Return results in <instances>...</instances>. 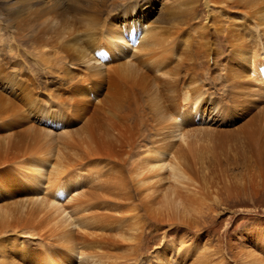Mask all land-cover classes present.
Instances as JSON below:
<instances>
[{"label": "rangeland", "instance_id": "1", "mask_svg": "<svg viewBox=\"0 0 264 264\" xmlns=\"http://www.w3.org/2000/svg\"><path fill=\"white\" fill-rule=\"evenodd\" d=\"M2 1L0 0V8L3 6ZM133 1L139 4L138 8L146 6L145 3H151V13L141 20L139 18L143 15L141 11L138 12L139 14L127 11L121 14L119 19L118 8L116 11L107 13L106 17L101 20V32L102 23H110L109 30L116 36L115 40L109 39L105 44L127 50V52L113 57L112 61H106L100 57L97 58V61H95L96 58L92 59L94 55H102V52L100 54L92 52L96 42L102 43L101 35L99 38L94 37L87 45L85 40L80 37L79 47L80 49L81 46L85 47V51L89 54L88 61L83 64L71 62L72 64L69 66L59 61L57 48L63 42L60 41L62 38L68 34H76L84 38L82 31L85 26L75 18H70L59 26L55 25L54 28L52 27L54 22L43 21L46 27L43 28V32L41 31L44 33L41 34L42 38L46 31L49 33L48 37H44L48 40L45 44L51 45L54 42L52 43L54 49L48 45L49 49L45 48L44 53L33 49L41 43L40 39L31 42L32 44L26 43L21 38L14 40L11 34L9 35L8 31L0 25V59L3 62L2 69L4 71L3 75H0V98L2 100L5 98L0 104V148L3 147L2 145L7 148L5 141L15 140L16 134L19 136L26 131L25 134L30 133L29 136H31L26 139L25 149L23 151L18 149L15 152V155L21 158L20 161H23L22 167L25 169L27 166L29 167L26 169L27 180L23 177L24 180L20 183L22 187L9 188V174L0 179L1 189L6 186V192L0 190V242L14 243L5 252H9L10 256L16 259L15 264H45L42 260L43 248L41 244L35 237L26 234L25 231L22 232V229L33 228V221L36 218L44 231L53 230L59 220L54 216L57 213L55 207H62V204L68 206L69 204L72 206L71 210L76 208V211H73L77 213H72L77 215H74L77 220L71 221L75 223L76 228L78 227L76 223L82 219L84 226L91 231L88 230V233H101V238L98 236V241L97 238L91 237L92 240L84 243L85 246L83 245L82 248L85 251L84 258L79 255L81 249L78 244L79 250L77 248L75 252L65 248L63 253H59L57 256L53 255L55 259L51 264H244V262L245 264H264V159L261 164L257 165L253 163L252 159H247L242 148L236 144L231 145L230 141L222 144L213 133L210 134L209 131H206L209 128L216 130L222 128L226 129L225 131H231L229 129L236 127L242 121L237 116L229 115L231 104L228 97L229 92L225 90L228 85L225 80L230 78L231 73L243 72L242 67L246 66V62L239 60L237 55H242L241 58H247L249 55V58H252L264 48V32L262 31L264 30V24L262 25L264 23L262 21L264 20V1L233 0V2L231 0L232 2H229L230 0H228V8L233 4L232 9L229 8L230 11L229 9L224 11L218 7L215 8V5L212 7L209 5V8H206V0H197V11L192 5L195 0H171L172 4L166 3V0ZM237 2L242 3L238 4ZM164 3L169 6L168 10L173 9L177 17L181 16L183 20L186 19L187 24L179 22L175 16L180 28L166 26L169 27L170 32H174L176 28L179 29L176 33L174 32V36L168 41L166 40L164 45L160 46L158 44L159 36L163 32L161 20L166 12L163 10ZM55 7L53 13L59 14V7H65L63 0H55ZM237 9L239 10L237 11ZM242 10L244 11L241 12ZM128 12L130 15L127 14ZM213 13L218 14V17ZM257 13H261V16ZM209 15H212L213 19L209 18ZM253 16H257L259 19ZM117 17L120 23L113 29ZM222 17L225 20H222L224 19ZM158 19L161 25H156ZM260 19L261 23L258 22ZM218 20L219 22L216 23ZM142 21L147 27L153 26L152 31H154V36L157 34V42L148 44L144 34L137 36L135 33L128 35L121 33L123 29H127L128 25L134 24L141 29ZM220 22L222 23L218 24ZM259 23L262 27L257 28ZM229 24L230 27H228ZM232 27L240 33L237 34L242 39L227 34L228 28ZM65 28H69V30L67 29L69 33ZM39 29L42 30L40 27ZM164 32L163 34H165ZM207 37H209V41H207ZM227 37H231L233 40L238 39V44L234 43L233 46L231 43L229 45ZM95 39L96 42H94ZM120 40L122 41L120 42ZM203 42L208 45L204 46ZM91 44L92 48L90 49ZM141 49L142 51H140ZM209 49L211 50L210 58L207 57ZM242 51L244 52L242 53ZM69 53L72 54V52ZM145 58L151 59L148 61ZM158 59H162L163 62L158 64L162 69L158 68L157 70L153 68V63L157 64ZM108 70L116 72L119 76L127 72L133 78L136 74L147 71L144 72L145 74L143 73L147 77L140 81V83L142 82L141 86L129 89L126 96L130 102H126V105L130 109L132 108L133 120L136 121V127L138 126L137 128L140 130L139 133L136 132L135 140L137 142L129 144L124 147L125 149L122 148L118 153L116 152L114 157L116 159L111 165L106 160L96 158L89 160L85 166H74L76 169L73 167L72 169L70 163L73 164L77 161L76 148H78V144L74 143L85 138L83 131H87L90 126L87 119L91 120L92 118L91 122H97L102 117L109 123L106 120L108 115L103 109H100L102 99L107 95L105 90L108 85H105L101 93L94 82L86 80L85 77L89 75L92 76L91 79H94L96 75L102 77L105 72H107L105 75L108 76ZM258 71L263 75L260 67ZM104 76V80H107ZM82 78L86 80L85 84L84 81H81ZM192 78L196 79L192 80ZM26 83L31 89L26 88V92H30V97L22 95L21 92L24 87L20 86H24ZM210 89L212 93H210ZM77 90L78 92H76ZM82 94L89 99V103L83 112L80 111L81 115H74L70 112V108L73 107L75 98ZM259 100L263 101L261 98ZM137 104L139 106H136ZM185 111L190 114V119L187 118L188 115L185 116V120L189 123L183 125L185 127H182L180 131L181 133L185 132L183 134L186 137L185 135L184 137L187 138L193 152L189 153L185 162L180 163L179 167L177 166L178 168L174 170V163L180 151L177 146H180L182 141L179 132L176 138L171 140L172 148L162 157H157L153 161V165L164 168L162 173L156 177V180L161 179L160 183L154 179L155 181H150V183H146L147 185H142L139 182L137 184L136 182L141 177L134 175L133 167L137 158L139 160L144 156L146 148L153 145L151 141L157 139L152 135L154 134L152 126L160 128L159 125L162 124L161 126L165 128L167 122L178 123L182 121L181 116L186 114ZM251 114L256 116L254 121L260 125H255V127L264 137V103H258ZM245 115L244 121L249 117L247 113ZM106 122L103 123V127L108 125ZM143 123L146 125L144 126ZM167 130L162 129L161 133L164 137L160 135L157 139L159 142L167 141L165 136L170 134ZM65 134L70 137L66 142L63 141ZM185 147L186 145L183 149ZM183 152L186 153L184 150ZM215 159L216 161H214ZM4 165L6 164H2L0 161V169ZM7 165L9 166V164ZM57 165L68 168V171L72 169V172L87 166L93 176L86 175L88 178L85 180L86 182L82 181L78 186L75 179L71 180L69 184L73 187L76 186V190L61 195L60 202H58L52 197L54 195V188L51 187L53 174L50 175ZM102 165L104 166L102 167ZM112 165L117 172L112 173L114 170L112 172L109 170ZM17 171L13 172L14 180L17 177L19 180L21 176V173H17ZM68 171L66 169L64 172L68 173ZM54 173L56 174V172ZM109 174L111 179H109ZM113 176H116V180L118 178V183L114 181ZM56 179L60 178L55 176L53 180L57 181ZM103 179L107 180L103 181V184L106 183L105 186H102ZM110 180L113 181L110 182ZM108 182L110 184H107ZM111 183H115L112 185L113 187L110 186ZM108 188L111 193L108 192ZM83 192H86V196L87 193H91L90 199L93 198L94 201L92 199L86 201L82 196L78 198L81 202L74 205H70L71 202L68 203L71 201L70 198ZM120 193L122 195L118 196V199L116 194L120 195ZM141 193L144 198L139 195ZM101 198L108 201L104 199V202H107L103 203ZM69 211L67 207L65 212ZM99 212H102L101 216L98 215ZM104 214L106 218L102 219ZM52 218L55 220L52 221ZM41 220L45 222H41ZM48 223L53 225L48 226ZM103 228L105 229L103 230ZM101 239L102 241H100ZM102 242L106 244H102ZM36 256L37 258H35Z\"/></svg>", "mask_w": 264, "mask_h": 264}, {"label": "bare ground", "instance_id": "2", "mask_svg": "<svg viewBox=\"0 0 264 264\" xmlns=\"http://www.w3.org/2000/svg\"><path fill=\"white\" fill-rule=\"evenodd\" d=\"M133 0H63V3L65 5V7H59L60 9V13L59 14H54L53 10L56 9L55 7V0H3L2 4L3 6H1L0 8V25H2L4 27V29L6 31H8L9 35L11 34V37H13L14 40H19V38L25 40V42L27 43H31L37 40H41V43L36 47L33 48L35 50L40 51L39 53H44V49L48 48L50 44H45L48 40H46L45 38L48 37L47 35L49 33H45V36H41V31H44V27H46L44 25V20L45 21H52L54 22V24H52V27L54 28L55 25L59 26L61 24H63L65 21L70 20L71 19H77L79 22H82V24L85 26L84 30L82 31L83 36H78L76 34H68L66 37L62 38L63 41L60 44V47H58V51H59V61L62 64H66L69 66V64H72L71 62H79L80 64H83L85 61H88L87 56L89 55L86 51H85V47L81 46L80 49V37H82V40H85L86 45L94 38L97 37L99 38L100 35L102 37V43H97L96 39L94 42H96L93 47L95 46V48L93 49L92 52L94 53H98L100 54V52H102V55H94L92 56V59L95 61H97L98 57H100L103 60L106 61H112L113 57L118 56L120 53L123 52H127L126 49H120V48H115V47H111L105 44V42H107L109 39H114L116 38V36L114 34H112L109 30V26L110 23L105 24L102 23V32H101V28H100V24H101V20L103 18H105L107 13H110L111 11H116L119 8V12H118V16L120 19L121 14L130 11L132 14H139L138 12L141 11L143 13V15L141 17H139L141 20L144 19L147 15H149L151 13L152 10V5L151 3H145L146 6L143 5L142 8H138L137 6H139L138 3H136V1ZM186 1V0H185ZM233 1V0H232ZM231 0L229 2H232ZM246 1V0H243ZM242 1V2H243ZM251 1V0H250ZM264 1V0H263ZM166 3L170 2L171 0H166ZM188 2V1H187ZM197 0H195V2L192 4L194 9L197 11V5H196ZM228 0H206L205 2V6L206 8H209V5L212 6H216L215 8H219L221 10L225 9H229L232 6H230L228 8ZM234 2V1H233ZM240 2V3H242ZM1 3V2H0ZM164 3L163 6V10L166 11L164 12V17L162 18V25L160 20L158 19V21L156 22V25H161L162 26V30L164 32L163 34H160L159 36V45H164V43L166 42V40L168 41L172 36H174V34L176 33V31L180 28L179 24L176 21L175 13L173 12V9L168 10L169 6H167V4ZM173 3V2H172ZM171 3V4H172ZM182 3V2H181ZM238 3V2H237ZM238 3V4H240ZM245 3V2H243ZM248 3V2H247ZM138 4V5H137ZM236 4V2H235ZM242 5V4H241ZM245 4H243L244 6ZM250 5V4H249ZM235 6V5H234ZM240 6V5H239ZM246 6V5H245ZM253 6V5H252ZM251 6V7H252ZM238 7V6H237ZM236 7V8H237ZM250 7V6H249ZM250 7V8H251ZM213 8V9H215ZM234 8V7H233ZM239 8V7H238ZM260 8V7H259ZM178 9H181L178 7ZM218 9V10H219ZM244 9V8H243ZM168 10V11H167ZM187 10V9H186ZM185 10V11H186ZM217 10V11H218ZM234 10V9H233ZM236 10V9H235ZM234 10V11H235ZM239 9H237L238 11ZM261 10V9H260ZM162 11V9H161ZM181 11V10H180ZM183 11V10H182ZM220 11V10H219ZM228 11V10H227ZM230 11V9H229ZM244 10H242L241 12H243ZM249 11V10H248ZM247 11V12H248ZM258 12H263V11H259ZM130 12H128L127 14L130 15ZM3 13V14H2ZM180 13V12H179ZM228 13V12H225ZM246 13V12H245ZM256 13V12H255ZM261 13H257L260 14ZM161 14V13H160ZM181 14V13H180ZM214 16H217L216 13H213ZM247 14V13H246ZM184 15V14H181ZM220 15V13H219ZM253 15H255L253 13ZM110 16V15H109ZM113 16V15H112ZM110 16V17H112ZM128 16V15H127ZM258 16V15H257ZM255 18H258V17ZM177 17V16H176ZM218 17V16H217ZM220 17V16H219ZM263 17V15H262ZM209 18L213 19L212 15H209ZM224 18V17H222ZM227 18V17H226ZM118 17L116 19V23L114 24V28L115 26L120 23L118 22ZM178 21L183 23L186 22V19L183 20V17L178 16L177 17ZM215 20L217 18H214ZM219 19V18H218ZM259 19V18H258ZM183 20V21H182ZM222 20H225L222 19ZM227 20V19H226ZM122 21V19H121ZM221 21V20H220ZM264 22V20H262ZM261 19L258 20V22H262ZM214 22V20H213ZM219 22L216 21V23ZM257 22V23H258ZM222 22L218 23L221 24ZM225 23V22H224ZM258 24L257 28L260 26L262 27V25L264 23ZM232 24V23H230ZM230 24L228 25V27H230ZM155 25V24H154ZM223 25V24H222ZM255 25V24H254ZM64 26V25H63ZM166 26H170V27H179L178 29L176 28V30H174V32H170L169 27ZM221 26V25H220ZM224 26V25H223ZM42 28L41 29H39ZM127 29H123L121 31L122 34L124 35H128V34H132L135 33L137 36L139 34H144L145 38H146V42L151 43V42H157V34H155L154 36V31L153 30V26L147 27L146 24L143 23L140 25V28H137V25H128L126 26ZM216 27V26H215ZM155 28V27H154ZM220 27L218 26V29ZM223 28V27H221ZM243 28V27H242ZM47 29V28H46ZM69 30V28H67ZM67 29L65 28L66 32ZM112 29V30H113ZM216 30V28H214ZM227 29V26H226ZM237 29V28H236ZM220 30V29H219ZM218 31V30H216ZM226 31V30H224ZM259 31V30H258ZM264 32V30H262ZM69 33V32H67ZM237 33V32L233 27L230 29L228 28L227 34H229L230 36L236 37L238 39H242ZM208 34V33H207ZM240 34V33H239ZM262 34V32H261ZM53 35V32H52ZM209 35V34H208ZM51 36V35H49ZM142 36V35H141ZM197 36V35H196ZM261 36V35H260ZM45 37V38H44ZM52 37V36H51ZM118 37V36H117ZM123 37V36H122ZM144 37V36H143ZM203 37V36H202ZM52 38H55L54 36ZM209 37H207V41ZM212 38V37H210ZM259 38V37H258ZM257 38V39H258ZM262 38V37H261ZM48 39V38H47ZM50 39V37H49ZM101 39V38H100ZM121 39V38H120ZM140 39V38H139ZM205 39V36H204ZM228 39V43L229 45L232 43L234 46V43L237 45L238 44V39L233 40L231 37H227ZM22 40V41H23ZM142 40V39H140ZM212 40V39H211ZM210 40V41H211ZM56 41V40H54ZM122 40H120L121 42ZM52 42V41H51ZM58 42V40H57ZM172 42V41H171ZM205 42V41H204ZM205 45H208V43H204ZM54 43V42H52ZM51 43V47L52 49H54V45ZM83 43V42H82ZM93 43V42H91ZM143 43V42H142ZM210 43V42H209ZM213 43V42H212ZM32 44V43H31ZM84 45V44H83ZM141 45V44H140ZM172 45V44H171ZM213 45V44H212ZM261 45V44H260ZM139 46V45H138ZM142 47H144L143 45H141ZM232 46V45H231ZM232 46V47H233ZM135 47V46H134ZM133 47V48H134ZM174 47V46H173ZM87 48V46H86ZM92 48V44L90 49ZM141 48V47H140ZM146 48V47H144ZM207 48V47H206ZM242 49V48H241ZM245 50V48H243ZM146 50V49H145ZM199 50V49H197ZM235 50V49H234ZM237 50V48H236ZM56 51V50H55ZM89 51V50H88ZM142 51V49L140 50ZM140 51H139V55H140ZM152 51V50H151ZM232 51V50H230ZM239 51V50H238ZM69 52H72L69 53ZM197 52V51H196ZM199 52V51H198ZM211 50H207V57H209ZM237 52V51H236ZM244 51H242L243 53ZM46 53V52H45ZM77 53V54H75ZM149 53V52H148ZM153 53V52H152ZM238 53V52H237ZM236 53V54H237ZM249 53V52H248ZM239 54L240 51H239ZM246 54V53H245ZM138 55V56H139ZM147 55V54H146ZM203 55V54H202ZM255 55V54H254ZM91 56V55H90ZM239 56V60H241L242 62H246V66H243V72L241 71H237L236 73H231L230 78L228 77L225 80V83L228 84L227 88L225 89L226 91L229 92L228 97L230 99V104L231 106L229 107V115L231 117H239L240 119H242L241 122H239V124L234 127L231 128L229 130L231 131H225L226 129H213V128H209L206 131H209L210 134L213 133L215 135V137L220 140L222 142V144H225V142L230 141L231 145L232 144H236L239 148H242L245 153L244 155H247V159H252L255 164H261L264 157V137L260 134V132L256 129L255 125H260L257 124L254 121V118L256 117L255 115H252V111L253 108L258 106V103H264V48L262 49L261 52L257 53L255 56H253L252 54V58H249V55L247 58H241L240 56L242 55H237ZM245 56V55H244ZM58 57V56H55ZM132 57V56H131ZM140 57V56H139ZM144 57V56H143ZM147 57V56H146ZM152 57V56H151ZM130 58V57H129ZM189 58V57H188ZM210 58V57H209ZM138 59V58H137ZM136 59V61H137ZM142 59V58H141ZM146 59V58H145ZM151 59V58H150ZM149 59V60H150ZM190 59V58H189ZM56 60V59H55ZM148 60V59H146ZM148 60V61H149ZM142 61V60H141ZM139 61V62H141ZM58 62V63H60ZM128 62V61H127ZM134 62V61H133ZM152 62V61H151ZM155 62V61H154ZM163 62L162 59H158L157 64L153 63V68L157 69L161 68L159 67L160 65H158L159 63ZM2 60L0 59V75H3V65H2ZM56 63V62H55ZM106 63V62H105ZM113 63V62H112ZM131 63V62H130ZM114 64V63H113ZM116 64V63H115ZM208 64V63H207ZM59 65V64H58ZM106 65V64H105ZM162 65V64H161ZM62 66V65H61ZM71 66V65H70ZM107 66V65H106ZM152 67V66H151ZM163 67V66H162ZM260 67V70L263 72L262 74H259L260 72L258 71ZM125 68L126 65H125ZM68 69V68H67ZM107 69V68H106ZM124 69V68H123ZM140 69V68H139ZM162 69V68H161ZM63 70V69H61ZM88 70V69H87ZM105 70V69H104ZM117 70V69H116ZM125 70V69H124ZM123 70V71H124ZM130 70V69H128ZM147 70V69H146ZM145 70V71H146ZM239 70V69H238ZM65 71V70H64ZM63 71V72H64ZM94 71V70H93ZM92 71V72H93ZM109 71V70H108ZM136 71V70H134ZM138 71V70H137ZM144 71V72H145ZM155 71V70H154ZM161 72V70H159ZM158 71V72H159ZM130 72V71H129ZM133 72V71H132ZM131 72V73H132ZM143 72V73H144ZM147 72V71H146ZM156 72V71H155ZM154 72V73H155ZM192 72V71H191ZM89 73V72H88ZM98 73V72H97ZM103 73V72H102ZM107 72H105L106 74ZM143 73H139L136 74V76L130 77L129 74L126 72L125 74H121L120 76L115 72H110L109 71V75L106 76L107 80L103 78V76H93L94 79L91 77L92 76H87L85 79L86 80H90L92 82H94V84L96 85L97 88H99V90L102 91L105 88V85H108V88H106L107 90H105V92H107V95L105 98L102 99V104L100 106V109L108 115L107 119L109 121L106 122L105 119H103L102 117H100V120H97V122L93 121L91 122V120L87 119L88 124L90 125L88 127L87 131H83L85 133V138L81 139L77 142H75L74 144H78V148H76V157H77V161L70 163L71 168H75L76 166H82V165H86L87 162L91 159H96V158H101L102 160H106V162H108L109 165L112 164L113 161H115L116 158V152L118 153V151L120 152L122 148L129 146V144H133L136 143L137 141L135 140V136H136V132L139 133L140 130L136 127V121L133 120L134 115H132V111L130 109L129 106L126 105V102H129L128 99H126V96L128 95V90L135 88L136 87H140L142 82L140 83V81H142L144 79V74ZM82 74V73H81ZM93 74V73H92ZM120 74V73H119ZM163 74V73H162ZM100 75V74H99ZM155 75V74H154ZM104 76V77H105ZM79 77V76H77ZM147 77V76H146ZM145 77V78H146ZM156 77V76H155ZM174 77V76H173ZM66 78V77H65ZM11 80V77L9 78ZM81 79V78H80ZM85 79L82 78L81 81H84L85 84ZM137 80V81H133V80ZM196 79V78H192ZM28 80V79H27ZM26 80V81H27ZM1 81V79H0ZM5 82V81H4ZM28 82V81H27ZM88 82V81H87ZM155 82V81H153ZM189 82V81H188ZM3 83V81H2ZM8 83V82H7ZM82 83V82H81ZM144 83V82H143ZM87 84V83H86ZM172 86V85H171ZM20 87H24L21 92L22 95L28 96L30 97V92L27 91L26 92V88L30 89V86L26 83L24 86H20ZM107 87V86H106ZM195 87V86H194ZM202 89V88H201ZM31 90V89H30ZM147 90V89H146ZM154 90V89H153ZM193 90V89H192ZM33 91V90H32ZM135 91V90H134ZM191 91V90H190ZM204 91V90H203ZM208 91V90H207ZM211 91V89L209 90ZM78 92V90L76 91ZM144 92V91H143ZM196 92V91H195ZM149 93V92H148ZM193 93V92H192ZM212 93V91L210 92ZM133 94V93H132ZM146 94V93H145ZM214 94V93H213ZM72 95V94H71ZM103 95V94H102ZM105 95V94H104ZM209 95V94H208ZM134 96V95H133ZM199 96V95H198ZM197 96V97H198ZM88 97V96H87ZM102 97V96H101ZM148 97V96H147ZM152 97V96H151ZM217 97V96H216ZM219 97V96H218ZM160 98V97H159ZM193 98V97H192ZM191 98V100H192ZM261 98V100H263L262 102L259 100ZM74 99V98H73ZM167 99V98H166ZM194 99V98H193ZM196 99V98H195ZM198 99V98H197ZM257 99V100H256ZM5 100V98H3V100L0 98V104H2V102ZM89 99H87L85 96L79 95V97L75 98V100L73 101L74 105H72L73 107L70 108V112H72L74 115H81L80 111L82 110V112L84 111V108L86 107V105H88ZM201 100V99H200ZM98 101V99H97ZM155 101V100H154ZM194 101V100H193ZM153 102V100H152ZM192 102V101H191ZM197 102V101H196ZM7 103V102H6ZM5 103V104H6ZM21 103V102H20ZM130 103V102H129ZM151 103V102H150ZM222 103V102H221ZM99 104V103H98ZM139 104V103H138ZM136 106H139V105ZM141 104V103H140ZM189 104V103H188ZM197 104V103H196ZM105 105V106H104ZM133 105V104H132ZM210 105V104H209ZM97 106V105H96ZM153 106V105H152ZM196 106V105H195ZM211 106V105H210ZM213 106V105H212ZM226 106V105H225ZM135 107V106H134ZM141 107V105H140ZM1 108V106H0ZM99 108V107H97ZM142 108V107H141ZM197 108V106H196ZM136 109V108H135ZM69 110V109H68ZM95 110V109H94ZM139 110V109H137ZM194 110V109H193ZM180 111V110H179ZM188 111V108H187ZM192 111V110H191ZM94 112V111H93ZM136 112V111H135ZM138 113V111H137ZM140 113V112H139ZM152 113V112H151ZM186 114H182L181 119L182 121H179L178 123H173L172 121L167 122L166 127H162L161 125H159L160 128H155L153 127V133L152 135H154V137H156L158 139V137L161 135L164 137V135L161 133L162 129H168L167 131L170 132L169 135H166L165 138L167 141L159 142L157 139L151 141V143L153 144L151 147L146 148V152L144 154V156L142 158H140L138 160L135 161L134 164V170H135V176L137 177H141L136 183L138 184V182L142 185L146 184V183H150V181H155L156 177H158L159 173H162L161 171L164 170V168L162 166L159 165H153V161L157 158V157H162L164 154H166V152H168V150L170 148H172V144H171V140H174L177 136V134L180 132V140H182L180 143V146H177L179 148V153L177 154L178 158L175 161V167L174 170L177 169L180 165V163L185 162V158L188 157V155H190L189 153L193 152L192 148L190 147L188 141L186 140L187 138L185 134V132L181 133V129L182 127H185L183 125L188 124L189 122H187L185 120V116L188 115V119H190L189 117V113L185 111ZM245 113H247L249 115V117L245 120L246 115ZM143 114V113H142ZM195 114V113H194ZM210 114V113H209ZM226 114V113H225ZM139 115V114H138ZM144 115V114H143ZM141 117H143L142 115H140ZM139 116V117H140ZM160 116V115H159ZM221 116V115H220ZM251 116V117H250ZM48 117V116H47ZM213 117V114H212ZM228 117V116H227ZM162 118V117H161ZM223 118V117H222ZM141 119V118H140ZM143 119V118H142ZM141 119V120H142ZM156 119V116H155ZM219 119V118H218ZM260 119V118H259ZM45 120H49V119H45ZM144 120V119H143ZM223 120V119H222ZM50 121H52V119H50ZM108 124V129H106L107 126L103 127V123L105 122ZM148 121V120H147ZM214 121V120H213ZM225 121V120H224ZM231 121V120H230ZM244 121V122H243ZM212 122V121H211ZM219 122V121H218ZM259 122V121H258ZM46 123V122H45ZM86 123V121H85ZM162 123V122H161ZM230 123V122H229ZM139 124V123H138ZM157 124V123H156ZM226 124V123H225ZM87 125V124H86ZM84 125V126H86ZM144 125V123H143ZM146 125V124H145ZM144 125V126H145ZM155 125V124H154ZM221 125V124H220ZM157 126V125H155ZM143 127V126H142ZM162 127V129H161ZM227 127V126H226ZM232 127V126H231ZM140 128V127H139ZM148 128V127H147ZM146 128V129H147ZM151 128V127H150ZM215 128V127H214ZM224 128V127H223ZM80 129V128H78ZM141 129V128H140ZM200 130V129H199ZM204 130V129H203ZM183 131V130H182ZM199 132V131H197ZM201 132V131H200ZM25 132H23L22 134H20L19 136L16 134V138L13 141L7 142L5 141L7 148L2 145L3 149L0 151V161H2V164H6L4 165L1 169H0V179H2L3 177H5V175L9 174L10 177L8 179V182L10 183V185H8L9 188L11 187H15V188H21V182H23V177L27 176V170L29 167L27 166L26 169L25 167H22V163L23 161H20L21 158L17 157V155H15V152L20 149L21 151H23L26 147V139L30 138L31 136H29L30 133L25 134ZM186 133H188L186 131ZM196 133V132H194ZM76 135V134H75ZM185 135V137H184ZM189 135V133H188ZM187 135V137H188ZM140 136V135H138ZM195 136V135H194ZM190 137V136H189ZM70 137L68 136V134L63 135V141L66 142L68 141ZM169 138V139H167ZM234 138V139H233ZM213 140V139H212ZM216 140V139H215ZM63 142V143H64ZM66 144V143H64ZM73 144V145H74ZM184 145H186L185 149H183ZM67 147V145H65ZM225 146V145H224ZM65 147V149H66ZM174 148V147H173ZM125 149V148H124ZM214 149V148H213ZM70 150V149H69ZM68 150V152H69ZM186 151L185 152H183ZM73 151V150H71ZM20 152V151H19ZM183 152V154L181 155V153ZM211 152V151H210ZM130 153V152H129ZM209 153V152H208ZM36 154V153H34ZM122 154V153H121ZM125 154V153H124ZM131 154V153H130ZM81 155V156H79ZM126 155V154H125ZM129 155V154H128ZM67 156V154H66ZM122 157V156H121ZM127 160V159H126ZM71 161V160H70ZM117 161V160H116ZM216 161V159L214 160ZM120 162V161H119ZM122 162V160H121ZM77 163V165H75ZM89 163V162H88ZM105 163V162H104ZM134 163V162H133ZM9 164V166L7 165ZM102 164V163H101ZM118 164V163H115ZM114 164V165H115ZM114 165L110 166V171L112 172L114 170L115 173L117 172V170L115 171L114 169ZM20 166V168H18ZM75 166V167H74ZM101 166V165H100ZM104 165H102L103 167ZM119 166V165H118ZM131 166V165H130ZM178 166V167H177ZM11 167V168H9ZM22 167V168H21ZM120 167V166H119ZM118 167V168H119ZM129 167V166H128ZM184 167V166H183ZM8 168V169H6ZM72 168V169H73ZM81 168V167H80ZM89 168V167H88ZM87 166L83 167L82 169L79 170H75L72 172L68 171V168L66 167H62L61 165H57L55 167V169L53 170L54 172H56V174L54 172H51L50 175L53 176V178L55 176H57L60 179H56L57 181L53 180V178L51 179L52 185L51 187L54 188L53 193L54 195L52 196L56 201L60 202V198L61 195L65 194L66 192H71L73 190H76L75 187H73L72 185L69 184V182L71 180L74 181V179L76 180V185L78 186L82 181L84 182L87 176H91L93 173H90V169H88ZM116 168V167H115ZM116 168V169H118ZM67 169L68 173H65L64 171ZM76 169V168H75ZM16 170L17 173H21V176L18 177L17 179L14 180V174L13 172H15ZM93 170V169H91ZM108 170V171H109ZM173 170V171H174ZM184 170V169H183ZM12 171V172H10ZM185 171V170H184ZM178 172L180 173V171L178 170ZM183 172V171H182ZM109 173V172H108ZM111 174V173H110ZM109 174V179H111V175ZM87 175V176H86ZM162 175V174H161ZM93 176V175H92ZM108 176V175H106ZM160 176V175H159ZM116 176H113L112 178H115ZM162 177V176H160ZM27 180V177H25ZM107 178V177H105ZM102 179V178H101ZM132 179V178H131ZM138 179V178H137ZM155 179V180H154ZM99 180V179H98ZM158 180V179H157ZM156 180V181H157ZM161 179H159L157 181V183H160ZM103 181H107V180H102V186H105V184H103ZM113 180H110V182ZM114 181H117L118 183V178L116 180V178L114 179ZM68 182V185H66V183ZM86 182V181H85ZM55 183V184H54ZM116 183V184H117ZM107 184H110L109 182ZM115 184V183H113ZM111 183V187H113V185ZM154 184V183H153ZM84 185V184H83ZM82 185V186H83ZM86 185V184H85ZM147 185V184H146ZM109 186V187H110ZM116 186V185H115ZM114 186V187H115ZM118 186V184H117ZM152 186V185H150ZM107 188V187H104ZM103 189V188H102ZM100 189V190H102ZM115 189V188H113ZM117 189V188H116ZM115 189V190H116ZM119 189V188H118ZM1 191H5L6 192V186L1 189ZM8 190V189H7ZM109 190V191H108ZM108 192L111 193L110 188H108ZM114 190V191H115ZM92 191V190H91ZM113 191V192H114ZM88 192V190H87ZM117 192V191H116ZM119 192V191H118ZM117 192V193H118ZM80 193V192H79ZM86 193V192H85ZM85 193H81L78 194V196L70 198L71 201H69L68 203L71 202L70 205H74L76 203H78L79 201L81 202V200H79L78 198L82 197L87 201H91V199L94 201L93 198L90 199V194L87 193V196L85 195ZM103 193V192H102ZM105 193V192H104ZM84 194V195H83ZM113 194V193H112ZM143 193L139 194L140 196ZM72 195V194H71ZM70 195V197H71ZM89 195V197H88ZM93 195V193H92ZM108 195V194H106ZM122 193H120V195H117L121 197ZM87 198H86V197ZM104 196V195H103ZM115 196V198H116ZM93 197V196H92ZM97 197V196H96ZM145 197H149V196H145ZM100 198V197H99ZM113 198V197H112ZM144 198V196H143ZM83 199V200H84ZM105 198H101L100 200H102L103 203ZM119 199V198H118ZM147 199V198H146ZM75 200V202H74ZM97 200V199H95ZM54 202V200H52ZM164 201V200H163ZM118 202V201H117ZM116 204H119L117 203ZM126 202V201H125ZM124 202V203H125ZM157 202V201H156ZM96 203V202H95ZM110 203H113L112 201H110ZM122 203V202H120ZM123 203V204H124ZM164 203V202H163ZM67 204V202H66ZM102 204V203H101ZM114 204V203H113ZM115 204V205H116ZM161 204V203H160ZM70 210L69 212H65L66 209ZM88 207V206H87ZM57 213L54 215L56 218H59L58 222L55 225V228L52 229L51 231H44L41 227L40 224L38 222V220H36V218L33 221V228H23L22 232L25 231L27 232L26 234H29L30 236H32L33 238L35 237L38 241V243L41 244L42 248H43V257L42 260L44 261L45 264H51L52 261L55 259V257L53 255H59V253H63V249L65 248H69L72 251H76L77 248L79 247L78 244L80 245V249L82 250L84 243H88V241L93 237V239L97 238L98 236L100 237V234H96V233H88V228L84 226V223L79 220L78 223H76L78 225V227L76 228L75 223L71 222L77 220V218L74 216L76 214H73L72 212L76 211L75 209H72V206H64V204H62V207H55ZM93 209V208H92ZM124 209V208H123ZM118 210V209H117ZM89 212V211H88ZM98 212V211H97ZM96 212V213H97ZM121 212V211H119ZM77 213V212H74ZM79 214V213H78ZM92 214V213H91ZM102 212L98 213V215L101 216ZM90 215V214H89ZM93 215H95L93 213ZM97 214L96 216L99 217ZM53 216V217H54ZM77 216V215H76ZM43 217V216H42ZM47 217V216H46ZM49 217V216H48ZM52 217V215H51ZM108 217V216H107ZM88 218V217H87ZM96 218V217H95ZM106 218L105 214L103 216L102 219ZM122 218V217H121ZM127 218V217H126ZM43 219V218H42ZM49 219V218H48ZM54 221L55 218H52ZM91 219V218H90ZM99 219V218H98ZM101 219V220H102ZM50 220V219H49ZM57 220V219H56ZM95 220V219H94ZM109 220V219H108ZM40 221V220H39ZM110 221V220H109ZM41 222H45L44 220ZM40 222V223H41ZM51 222V221H50ZM56 222V221H55ZM121 222V221H120ZM53 223V222H51ZM50 223V224H51ZM93 223V222H91ZM46 224V223H45ZM44 224V225H45ZM49 223L47 224L48 226L50 225ZM104 224V223H103ZM46 225V227H47ZM53 225V224H51ZM50 225V226H51ZM88 225V224H87ZM104 226V225H103ZM102 226V227H103ZM124 226V225H123ZM100 228V227H99ZM95 229V228H94ZM101 229V228H100ZM105 228H103L104 230ZM120 229V228H118ZM92 230V229H91ZM102 230V229H101ZM90 231V230H89ZM94 231V230H93ZM92 231V232H93ZM97 231V230H96ZM21 232V233H22ZM91 232V231H90ZM98 232V231H97ZM100 232V231H99ZM23 234V233H22ZM25 234V233H24ZM25 234V235H26ZM105 234V233H104ZM110 234V233H109ZM95 237V238H94ZM101 238V237H100ZM129 239V238H127ZM98 240V238H97ZM99 241V240H98ZM102 241V239L100 240ZM91 242V241H90ZM95 242V240H94ZM104 242V241H103ZM102 244H106L103 243ZM130 242V241H129ZM96 243V242H95ZM12 244L14 243H9V244H4L2 242H0V264H15L16 263V259L12 258L10 256L9 252H5L8 251L9 246H12ZM85 246V245H84ZM109 247V245H108ZM79 250V248H78ZM80 250V256H82L84 258V254L85 251L84 249L81 251ZM86 250V248H85ZM107 250V249H106ZM95 251V250H94ZM97 251V250H96ZM98 252V251H97ZM95 252V253H97ZM88 254V253H87ZM34 255V254H33ZM94 256V255H92ZM104 257V256H102ZM37 258V256L35 257ZM97 258V257H95ZM118 259V258H117ZM199 259V258H198ZM222 260V259H221ZM137 261V260H136ZM101 262V260H100ZM96 263V262H95ZM195 263V262H194ZM199 263V262H198ZM243 263V262H242ZM255 263V262H254ZM245 264V262H244ZM249 264V263H247ZM258 264V263H257Z\"/></svg>", "mask_w": 264, "mask_h": 264}]
</instances>
